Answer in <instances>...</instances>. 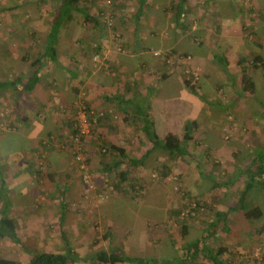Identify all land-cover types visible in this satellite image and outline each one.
<instances>
[{"label": "crops", "instance_id": "crops-1", "mask_svg": "<svg viewBox=\"0 0 264 264\" xmlns=\"http://www.w3.org/2000/svg\"><path fill=\"white\" fill-rule=\"evenodd\" d=\"M37 1L45 3V16L37 9V18L32 11L25 17L45 20L41 54L32 49L30 54L26 44L18 52V18L12 12L8 19L14 23L3 37L0 29V122L6 124L0 129V258L26 264L30 252L63 251L65 238L88 258L77 263L90 264L89 256L103 249H96L98 240L111 245L105 251L137 259L184 258V246L197 241L214 212L221 210H212L205 220L180 221L177 216L188 194L206 202L213 180L236 177L243 182L247 149L262 143L248 146L239 138L228 142L223 133L230 108L237 109L244 127L257 117V100L264 98V68L250 70L253 95L241 86L244 62L257 54L264 60V12L252 16L258 0H226V5L221 0H117L111 8L112 26L100 18L104 0H75L71 11L64 6L66 0L29 2ZM2 2L0 20H8ZM54 20H66L58 29L57 60L47 52ZM246 20L253 22L254 38L244 31ZM35 32L25 28L24 36ZM96 54L98 62L93 60ZM180 55L189 56L200 74L194 90L185 83V64L176 58ZM31 80L36 85L29 89ZM220 87L231 104L222 101ZM81 99L103 113L85 140V169L70 149ZM190 125L193 139L185 144L187 155L173 156L161 147L167 133L181 138ZM147 128L157 134L159 145L153 144ZM195 133L203 135L197 154L189 149ZM16 136L23 144L13 149ZM216 158L223 169L218 174L210 163H219ZM228 163L233 165L229 170ZM85 174L91 175L95 188L84 181ZM178 180L186 187L182 201L174 190ZM249 197L261 204L262 216L247 221L237 210L233 220L229 216L230 227L237 226L249 238L262 235L258 241L264 249V187H254ZM146 207L152 218L142 216ZM6 219L12 221L13 232L2 227ZM33 241L39 245L25 251ZM235 245L247 250L252 243L238 240Z\"/></svg>", "mask_w": 264, "mask_h": 264}, {"label": "trees", "instance_id": "trees-1", "mask_svg": "<svg viewBox=\"0 0 264 264\" xmlns=\"http://www.w3.org/2000/svg\"><path fill=\"white\" fill-rule=\"evenodd\" d=\"M74 1L75 0H66V2H64V6L67 7L68 11H71V9L73 8ZM113 1L114 3L108 7L104 4L106 8H104L102 12L108 10L110 11V16H112L111 8H113L117 0H113ZM28 11L29 10H27V12ZM23 16L19 18V20L15 21V23L17 24L18 21L20 20L23 21L24 19H26V17L25 16L23 17ZM62 17H65V14L63 11H62ZM100 18H102L101 14H100ZM65 21L66 20H62L61 22L58 20L52 21L51 29L47 35V52L49 53L50 57L54 60H57V52L55 48V43L58 37L57 36L58 29L61 23H64ZM35 34L37 35L38 32L37 33L35 32ZM36 35H34L33 38H31L33 44L34 42L35 44L39 42L40 38L38 37L40 36H36ZM34 37H36V41ZM44 46H45V38L43 39V41L41 40V47H44ZM182 56H185V55H182ZM36 60L39 61L38 59ZM244 67H245V70L243 69V72H242L241 86H242L244 93L253 95L255 93V82L253 78L250 76V70L264 68V60L260 54L252 55L248 58V60L244 62ZM33 80L27 83V87L29 89H31L33 86L36 85V80L35 82ZM185 83L191 90H194L195 87H197L194 84H192L191 80L188 79L186 76H185ZM0 87H2L1 84H0ZM257 102H258V106L254 110L255 114L259 118L260 121H264V100L262 101L257 100ZM74 123H75V119H74ZM187 127L188 128H187L186 133L181 138L174 133H167L162 140V144H160L161 147H163L167 152H169V154L173 156L187 155L189 152L186 149L185 144L188 141L193 139L192 132H191L193 129V126L190 125ZM75 132L76 130L74 129V125H73V129L71 130V137L74 135ZM146 133L149 135V137H151V140L154 142L153 143L154 145H159L158 143L159 138L157 134L149 130V128H147ZM85 140H82V146H83L82 154L86 157ZM70 143H71V140H70ZM114 149H115V152L118 153L119 155L125 156L123 149L117 148V147H114ZM247 151L249 155H247L244 158L245 165L243 166V170H241V174L244 173L246 175V179L242 182L243 189L239 192V195H237V199H236L237 201L236 202L233 201V199H231L230 197H228L230 198L229 201H220L219 199H222V198H218V201L222 202L221 205L224 208H222L218 212L217 211L214 212V215L212 217L213 219L211 220L209 226L205 228V230H203L201 235L196 239L197 241H195L193 244H187L186 246H184V248H186L187 250L186 256L184 258L182 259L179 258V260L177 261L176 260H159L157 258L137 259L129 255L122 254L121 252H115V251L108 252L103 249H100L97 252L92 253V255L89 256L91 260L89 263L90 264H98V263L117 264V263L126 262L129 264H196V263L198 264L202 261L200 259L201 258L200 255H201L203 256V258L208 259L211 264H229L223 258V255H225L227 252V248L225 246H221V245L218 246L216 244L217 237L221 231L226 232V233H230L232 231V228L230 227L231 222H230L229 216L234 214V212H237V210H242L247 221L248 220L252 221V220L258 219L263 214L261 204H254L251 198L249 197V192L254 187H257V188L264 187V142L256 144L255 148L247 149ZM248 156L252 158L248 159L247 158ZM233 157L235 159L241 160L240 159L241 155L238 153H234ZM86 163H87V159H86ZM121 175L123 176L122 172H121ZM235 178H228L221 182L217 180H213V183H214L213 189L214 190L220 189L221 187V188H224L225 190H230L232 188V185L234 186L238 182V179H235ZM222 220L224 221L222 222ZM3 221L4 222L2 223V227L5 228L6 232L7 231L13 232L14 228L10 227V225H12V221L8 219L3 220ZM87 259H88L87 257L82 258L77 252H75L69 240L65 238V247L63 251H59V252L39 251L38 253H35L34 255H32V259L30 260L28 264H72V263H77L82 260L88 261ZM0 264H18V263L15 260L0 258Z\"/></svg>", "mask_w": 264, "mask_h": 264}, {"label": "rangeland", "instance_id": "rangeland-1", "mask_svg": "<svg viewBox=\"0 0 264 264\" xmlns=\"http://www.w3.org/2000/svg\"><path fill=\"white\" fill-rule=\"evenodd\" d=\"M2 4H1V9L2 12L5 14V16L9 17L10 13L9 12H14V14L17 16V20H19V18H21L24 14V16H26V12L24 11H32V18H37V13L36 10L40 9V14L41 16H45V3L37 1L34 2V4H32V2H29L30 0H2ZM221 2H223V5H226V0H221ZM10 3H12L11 5H9ZM246 3H251L250 0H247ZM258 11L252 14V16H256L254 17V19L259 18V14L261 12H264V0H258ZM10 6H14L12 7V9H10ZM255 8L254 5H250L249 8ZM261 7V8H260ZM10 10V11H9ZM253 10V9H252ZM255 10V9H254ZM259 12V13H258ZM23 16V17H24ZM246 23L244 24V31L248 36H252L254 38V32H253V28L251 27L253 25V22H251V20H246ZM251 22V23H250ZM11 25H13V20L10 21L5 20L4 18H2V20H0V29L2 31V37L4 36V34L9 30V28L11 27ZM17 26L19 27V33L17 35L16 38V43H17V47L18 48V52H24V48L25 44L28 46V52L30 53L32 50H37L34 51L35 52H39V54H41V40L43 41V39L45 38L44 36V31H45V20H39V19H29L28 17L26 19H24L23 21L20 20L17 22ZM25 28H30L32 30H37L38 31V35L40 37L39 42H37V44L32 43L31 38L33 37H27L24 36V32H25ZM35 41H36V37ZM3 39V38H2ZM4 40V39H3ZM32 47V48H30ZM32 49V50H31ZM28 53V54H29ZM32 54V53H30ZM262 81H264L263 78H261ZM260 87H262L261 89L264 90V84ZM219 93L221 94V99L222 101H224V104H228L230 102L229 100V96L226 94V92L224 91L223 88H219ZM264 100V98H262ZM231 104V103H229ZM250 108V107H249ZM231 110H229V112L226 113V118H224V120L226 122H224V126H223V133H224V137L226 138V141H234L235 139L239 138L240 140L243 141H247L248 146H251V144L253 143H258V142H264V121H260L258 117H253L252 120V124L249 123L245 124V126L243 127L242 125H240V117L237 115V109L234 107L230 108ZM239 112V111H238ZM195 139L192 142V145H189V149L192 153L197 154L198 150L200 149L201 143H202V134L201 133H195L194 134ZM201 141V142H200ZM11 142H13V149H18L20 147L21 144H23L22 140L16 137H13V139L11 140ZM6 150V148H4ZM232 149V148H231ZM228 152V151H227ZM228 155V154H227ZM229 157V156H227ZM226 157V159H227ZM217 159V158H216ZM220 159V158H219ZM218 160L219 163H217L216 161H211L210 163H213L212 166V170H214L216 172V174H218V172H222L223 169H221L222 167L219 165L221 162V159ZM229 167L227 168V170H229V168L231 167V163H228ZM233 166V165H232ZM89 173V172H88ZM115 174V173H114ZM117 174V172H116ZM226 176V175H225ZM217 177V175H216ZM221 178V177H220ZM152 179H156V177H152ZM152 181V180H151ZM93 180L91 179V175L89 174V184H92V188H95L94 186H96L95 184L92 183ZM221 182V181H220ZM242 182L238 181L234 186L232 185V188L230 190H225L224 188L220 189H215L213 190L210 194H209V198L208 200H206V202L201 201V199H197L195 197H192L188 194V200L186 202V206L183 205L182 208H180V213L177 216V219L180 221H186V220H205L206 218H209V215L211 216L212 214V210L215 209H222V202L218 201V198H222L219 199L220 201H229V199H233V194L235 193L236 195L240 192V187H242ZM107 184V183H105ZM185 186L183 184V181H176L175 183V193H177V198H179L180 201H182L183 199L185 200L186 197V192H185ZM228 192V193H227ZM224 194H227L226 196ZM230 195V196H229ZM227 197V198H226ZM230 197V198H228ZM158 198V197H157ZM257 198V197H256ZM218 201V202H217ZM117 205V204H116ZM121 207L125 206L126 203L125 201L119 204ZM181 205V203H180ZM159 209H156V212ZM160 213V212H159ZM143 217H150L152 218V216L149 214V212L147 211V207L145 212L142 213ZM233 214L231 216V219L233 220ZM134 218V216H133ZM135 219V218H134ZM235 219V218H234ZM154 220V219H153ZM240 223V222H239ZM234 224V223H232ZM237 225V224H236ZM247 227L248 223L246 224ZM239 228H233V230L230 233H224L223 231H221L217 237V244L220 243L221 246H225L226 248H228V252L227 254L224 255V257L228 260L227 263L230 262V264H264V249H263V243L259 242L258 240H261L262 235L259 236H252L249 238V235L245 234H241L239 232ZM249 231V230H248ZM238 240H246V242L248 240H251L252 245H246L247 250H239L236 245L235 242H237ZM264 240V239H263ZM37 242V241H36ZM105 240H98V245L96 246V249L98 248H110L111 245H108L105 243ZM36 244L39 245V243H35L34 241L27 244L25 247L27 248V251H32V249L34 250L36 248ZM47 243L44 244V248H47L48 246L46 245ZM262 246V247H261ZM76 246L74 245V248ZM25 248V249H26ZM82 249H85V247H83ZM40 251V250H39ZM38 251V252H39ZM45 251V250H44ZM38 252H30L31 255H34L35 253ZM130 252V251H129ZM29 262H26V264H28ZM18 264H24L21 262H18ZM72 264H86V263H72ZM198 264H211L208 261H202V263H198Z\"/></svg>", "mask_w": 264, "mask_h": 264}, {"label": "built area", "instance_id": "built-area-1", "mask_svg": "<svg viewBox=\"0 0 264 264\" xmlns=\"http://www.w3.org/2000/svg\"><path fill=\"white\" fill-rule=\"evenodd\" d=\"M105 5L108 7L114 3L113 0H104ZM103 20L108 26H112L113 21L112 17L110 16V11L106 10L101 13ZM177 61L182 64H185V67L183 68V72L185 76L191 80L192 84L195 86H198L200 81V74L198 70H195L190 65V57L189 56H178L176 57ZM93 60L95 62L99 61V55L96 54L93 57ZM103 115L102 112H98L97 110L91 108L87 105V103L81 99L77 103V113L75 116V123H74V129L76 132L71 137V146L70 149L72 153L74 154V157L76 161L80 164L81 168H86V157L82 154L83 146H82V140H85L90 132L91 127L93 124H95L99 118ZM4 122H0V129H4L5 127ZM85 182H89V174H85L83 177ZM92 188V185L90 186Z\"/></svg>", "mask_w": 264, "mask_h": 264}]
</instances>
